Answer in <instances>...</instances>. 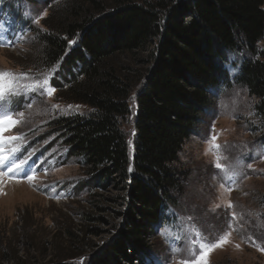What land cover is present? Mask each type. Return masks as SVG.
<instances>
[{
	"label": "rangeland",
	"instance_id": "1",
	"mask_svg": "<svg viewBox=\"0 0 264 264\" xmlns=\"http://www.w3.org/2000/svg\"><path fill=\"white\" fill-rule=\"evenodd\" d=\"M66 1L0 0V118L17 122L0 124V161L15 167L12 174L0 168V264H88L122 224L123 191L93 185L54 129L58 119L85 118L90 110L58 98V69L36 63L42 21ZM258 51L264 53V40ZM146 56L116 58L132 82L129 113L119 119L130 154ZM246 59V52L228 53V85L212 93L196 132L181 146L175 168L182 179L165 224L153 234L147 264H264V138L257 100L235 79ZM205 249L211 251L200 260Z\"/></svg>",
	"mask_w": 264,
	"mask_h": 264
},
{
	"label": "trees",
	"instance_id": "2",
	"mask_svg": "<svg viewBox=\"0 0 264 264\" xmlns=\"http://www.w3.org/2000/svg\"><path fill=\"white\" fill-rule=\"evenodd\" d=\"M263 6L264 0H67L42 21L39 69L56 67L57 97L90 110L54 124L65 155L78 160L93 185H114L125 195L120 228L88 264L149 261L153 234L182 179L178 153L212 93L228 85L229 52L249 54L235 79L257 100L264 138ZM143 52L148 67L137 81L130 154L119 119L129 113L132 82L116 58Z\"/></svg>",
	"mask_w": 264,
	"mask_h": 264
},
{
	"label": "snow or ice",
	"instance_id": "3",
	"mask_svg": "<svg viewBox=\"0 0 264 264\" xmlns=\"http://www.w3.org/2000/svg\"><path fill=\"white\" fill-rule=\"evenodd\" d=\"M0 91H2V89H0ZM16 123L17 122L11 118H7V119L0 118V124H3L5 126V129L15 126ZM213 139H215V138H213ZM4 163H5L4 161H0V165H3ZM25 164H26V161H21V164L17 165L16 167H23ZM29 178H31V177H29ZM221 243H223V241H221ZM217 246H219V245H217ZM210 251H211V249H205L201 253L200 260H204L205 257L208 255V252H210Z\"/></svg>",
	"mask_w": 264,
	"mask_h": 264
},
{
	"label": "bare ground",
	"instance_id": "4",
	"mask_svg": "<svg viewBox=\"0 0 264 264\" xmlns=\"http://www.w3.org/2000/svg\"><path fill=\"white\" fill-rule=\"evenodd\" d=\"M13 184V183H12Z\"/></svg>",
	"mask_w": 264,
	"mask_h": 264
}]
</instances>
